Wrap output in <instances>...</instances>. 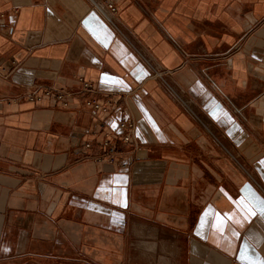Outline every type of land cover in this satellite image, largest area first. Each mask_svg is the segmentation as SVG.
I'll list each match as a JSON object with an SVG mask.
<instances>
[{
  "label": "crops",
  "instance_id": "obj_1",
  "mask_svg": "<svg viewBox=\"0 0 264 264\" xmlns=\"http://www.w3.org/2000/svg\"><path fill=\"white\" fill-rule=\"evenodd\" d=\"M111 1L0 0V264H264V0Z\"/></svg>",
  "mask_w": 264,
  "mask_h": 264
},
{
  "label": "built area",
  "instance_id": "obj_2",
  "mask_svg": "<svg viewBox=\"0 0 264 264\" xmlns=\"http://www.w3.org/2000/svg\"><path fill=\"white\" fill-rule=\"evenodd\" d=\"M92 5V8L100 13L109 23L115 26V17L117 15V7L115 3L111 0H88ZM149 65H152L148 62ZM155 75L162 78V69L159 66H152ZM82 81V93H88L93 90V85L91 82ZM43 94L46 96H54L55 99L60 102L63 107L69 105V98L72 95L66 89H57V88H45L42 90ZM28 100L30 101H41L42 98L35 92L29 93ZM85 106L91 108L94 112L109 113L110 112V103L102 102L100 100H87ZM136 125L133 121L127 120L122 121L119 127V133L117 134L118 142L123 146L135 147L136 150L141 148L137 144L136 137ZM111 136H107V139L103 143L104 149L108 152V159L110 162L116 161V154L118 152V145L111 143ZM90 147V145H87Z\"/></svg>",
  "mask_w": 264,
  "mask_h": 264
}]
</instances>
